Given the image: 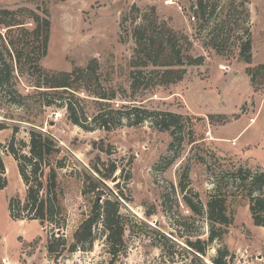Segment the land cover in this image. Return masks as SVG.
I'll use <instances>...</instances> for the list:
<instances>
[{
	"label": "rangeland",
	"instance_id": "374dc122",
	"mask_svg": "<svg viewBox=\"0 0 264 264\" xmlns=\"http://www.w3.org/2000/svg\"><path fill=\"white\" fill-rule=\"evenodd\" d=\"M197 3L0 0V9L29 8L39 14L49 10L48 53L40 62L45 71H83L74 89H40L49 95L33 86L37 77L29 71L21 77L14 73V86L6 90L19 96V106L6 101L0 88V122L11 125L0 132L8 182L0 191V264H201L176 247L157 246L154 231L186 250L187 241L200 240L204 245L213 229L207 203L217 186L222 192L231 191L232 175L240 168L264 172V0H210L211 13L202 26ZM145 12L167 20L166 34L174 35L188 56L202 57L203 62L178 66L185 70L182 80L161 78V85H154L161 80L152 75V68H144L142 75L136 74L140 87L135 91L133 31L143 23ZM194 15L196 22L191 21ZM26 28L34 30L32 20ZM248 42L251 46H246ZM17 89L27 97L15 94ZM68 99L84 128L72 124ZM133 108L178 114L182 131L173 137L150 120L132 125L128 112ZM105 112L109 130L102 129L97 119ZM31 128L45 131L62 150L56 159L61 165L55 169L65 223L56 237L65 236L67 249L53 258L48 242L54 225L15 221L9 211V200H24L26 187L7 147L15 136L18 146L28 152L21 142L29 143ZM112 166L116 171L111 176L118 174V181L104 179L102 202L111 197L108 190L119 199L122 217L131 228L126 244L111 253L107 234L100 229L92 242L72 252L74 234L96 198L91 188L84 192L89 188L86 173L97 178L93 169L98 168L102 176H110ZM124 171L130 179L120 178ZM185 197L199 200L203 213H195ZM227 206L233 226L223 229L201 260L211 264L221 250L228 251V264H264V228L254 225L248 199L230 196Z\"/></svg>",
	"mask_w": 264,
	"mask_h": 264
},
{
	"label": "trees",
	"instance_id": "16d2710c",
	"mask_svg": "<svg viewBox=\"0 0 264 264\" xmlns=\"http://www.w3.org/2000/svg\"><path fill=\"white\" fill-rule=\"evenodd\" d=\"M209 3L210 0H198L196 14L200 26L203 25L211 13ZM132 9L137 10V7L134 6ZM150 12H152V8ZM150 12L143 14V23L133 31L137 53L134 66L138 71L132 74V88L135 91L140 87V78L136 77V74L142 75V69L144 68H152V75H156L161 80L154 85H161V78L170 81L182 80L180 73L185 70L177 69L178 66L186 64L201 65L203 62L202 57L198 60L188 56L186 50L178 44L175 36L166 34V30H168L167 20L155 19L156 17H151ZM194 17L196 19V15ZM29 20H32L35 24L32 31L26 28ZM50 33L51 21L48 9H44L42 14L29 8L0 9V88L4 89V99L9 103L18 106L22 104L21 100L18 99L19 96H12L6 90L14 86L12 83V79L15 77L14 73L21 77L29 71L32 77L36 76L37 81L34 82L33 86L38 89L39 93L44 95H49V91L43 92L40 89H63V91H67V89L76 88L75 84L81 78L82 70L76 69L71 74L52 73L45 71L40 65L42 58L48 53ZM251 44V42H248L246 46H251ZM262 68L264 69V66ZM262 78L264 81V75ZM17 93L20 97H27L23 96L19 89L16 90L15 94ZM7 97L10 99H7ZM68 102L66 104L71 113L72 124L84 128L85 122H82L73 108L75 106L74 102L70 99H68ZM140 114H143V116L141 117ZM97 119L101 120L100 127L102 129H110V120L106 112L101 113ZM128 120L132 125H140L145 120H150L155 128L162 132H170L173 137L179 131H182L183 127L182 118L178 114L151 112L139 108H133L128 112ZM9 128H11V125L8 121L0 122V132ZM18 130L19 128L16 126L14 131L17 132ZM44 132L36 128L29 130V143L21 142V145L27 148L28 152H24L18 146L15 136L8 144L9 153L17 162L21 178L26 187V198L21 200L18 197H12L9 200V211L11 218L15 221H39L43 227L46 226V223L54 225L55 230L50 235L48 242V253L53 258L58 253H63L64 249H67L65 236L61 234L56 237V234L62 231L65 223L59 207L58 177L55 169L58 164L61 165V162L56 159L62 150L55 140ZM93 171L97 174V178L91 173H86L89 188H86L84 192L91 188L90 192L94 193L96 198L93 201L90 215L75 232L74 244L71 245L70 250L74 252L78 247H84L87 243L92 242L97 232L102 229L107 234L111 253L115 254V251L125 246L127 232L131 229L122 217L120 212L122 205L119 199L110 190H108V193L111 197L102 202L101 195L103 189H106L104 179L113 180L114 177L111 174L115 173L116 166L109 169L110 176H102L98 168H94ZM120 178L128 180L130 174L124 171ZM232 182L231 191L229 189L222 192L220 186H217L213 194L210 195L206 216L213 224V229L204 245L200 240L196 242L187 241L186 245L189 250H186L173 243L160 232L154 231L157 236L155 244L162 246L164 249L168 245L176 247L189 254L193 261L206 264L201 260V257L206 255L207 246L221 236L224 228L233 226L234 217L229 214L227 206L228 197L230 196L241 195L247 198L254 225L264 228V172H253L250 169L240 168L232 175ZM7 185L6 167L0 155V191L4 190ZM119 198L122 197L119 196ZM185 201L195 213H203L202 203L199 200L195 203L185 197ZM142 224L149 227L145 223ZM215 225L218 226L217 230L214 228ZM227 256H229L228 251L219 250V255L211 259V264H228Z\"/></svg>",
	"mask_w": 264,
	"mask_h": 264
},
{
	"label": "water",
	"instance_id": "95a60500",
	"mask_svg": "<svg viewBox=\"0 0 264 264\" xmlns=\"http://www.w3.org/2000/svg\"><path fill=\"white\" fill-rule=\"evenodd\" d=\"M51 125H54V123H52ZM118 181V174H116L112 180V183L115 184Z\"/></svg>",
	"mask_w": 264,
	"mask_h": 264
},
{
	"label": "built area",
	"instance_id": "2783aa9c",
	"mask_svg": "<svg viewBox=\"0 0 264 264\" xmlns=\"http://www.w3.org/2000/svg\"><path fill=\"white\" fill-rule=\"evenodd\" d=\"M191 21H192V22H196V19H195L194 16H192ZM60 117H62V116L60 115ZM2 264H8V263H7V262H3Z\"/></svg>",
	"mask_w": 264,
	"mask_h": 264
}]
</instances>
